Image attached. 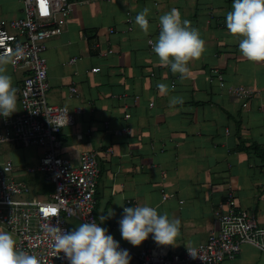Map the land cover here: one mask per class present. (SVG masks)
Here are the masks:
<instances>
[{
    "label": "crops",
    "instance_id": "0c3cea01",
    "mask_svg": "<svg viewBox=\"0 0 264 264\" xmlns=\"http://www.w3.org/2000/svg\"><path fill=\"white\" fill-rule=\"evenodd\" d=\"M69 1L71 11L61 33L45 42L47 96L51 105L82 108V134L77 137L74 126L64 127L61 153L73 166L79 164L81 153H97L95 216L101 223L111 209L114 212L101 227L121 249L138 252L143 244L133 247L121 237L120 205L147 203L159 214L180 220L175 247L169 246L179 253L204 242L217 228L213 211H227L230 195L238 208L251 211L264 226V62L245 60L238 39L229 34L226 15L233 0ZM146 7L148 36L134 23ZM173 8L198 29L206 47L201 60L189 64L190 75L183 80L159 64L147 43L158 37L159 17ZM21 16L22 0H0V20ZM127 17L132 20L130 29ZM74 57L77 61L70 64ZM216 71L227 86L242 85L256 92L245 108L212 80ZM7 74L14 85L24 76L22 68L13 71L10 65ZM159 83L169 86V95H161ZM70 85L76 86V96L69 94ZM171 96L183 97L184 103L170 108ZM126 125L130 133H112ZM4 146L0 163L10 160L16 177L42 197L52 193L51 184L40 176L20 171L38 161V148ZM162 194L168 196L164 201ZM79 224L69 220L68 230ZM222 264H263V257L256 247L243 244L234 260Z\"/></svg>",
    "mask_w": 264,
    "mask_h": 264
},
{
    "label": "built area",
    "instance_id": "2783aa9c",
    "mask_svg": "<svg viewBox=\"0 0 264 264\" xmlns=\"http://www.w3.org/2000/svg\"><path fill=\"white\" fill-rule=\"evenodd\" d=\"M71 5L69 0H22L21 17L0 20V42L7 43L12 49L19 46L24 51V57L10 65L13 71L22 68L24 76L19 85L13 84L17 111L8 118L0 116V152L7 144L38 148L41 151L38 161L23 166L20 171L28 176H40L53 188L52 193L42 197L27 181L16 177V169L10 160L0 163V227L15 235L19 248L47 259V264H69V261L63 253L55 256L45 225H59L68 230L67 222L71 219L80 223L95 220L100 224L94 212L100 175L97 153H81L77 166L61 153L64 127L74 126L77 137L82 134V108L75 106L69 110L51 105L45 97L49 88L45 42L61 33ZM126 24L130 29L132 20L129 17ZM150 40H147L149 46ZM4 50L0 48V52ZM76 61L74 57L69 63ZM91 71L96 72L97 68ZM214 73L212 80H216L219 88L240 99L243 108L256 94L246 86H227L223 75ZM68 92L76 96V86L70 85ZM129 116L124 114L125 119ZM103 126L109 130L108 123ZM112 133L128 134L130 127L126 125ZM167 198L162 194V201ZM228 204L225 212L214 209L217 228L207 234L204 242L177 253L169 246L157 245L150 235L138 252H129L131 264H222L225 260H234L243 244L260 250L264 264V226L256 222L251 211L238 208L231 195ZM193 249L196 258L189 254Z\"/></svg>",
    "mask_w": 264,
    "mask_h": 264
},
{
    "label": "clouds",
    "instance_id": "9594fccd",
    "mask_svg": "<svg viewBox=\"0 0 264 264\" xmlns=\"http://www.w3.org/2000/svg\"><path fill=\"white\" fill-rule=\"evenodd\" d=\"M149 13L150 9L144 8L134 21L145 36L151 28L147 19ZM226 27L229 34L238 39V50L245 60L253 64L264 62V0H233L232 10L226 15ZM149 44L159 64L170 68L173 74H179L181 80L190 75L189 64L201 60L206 51L198 29L191 27L189 20H182L175 8L159 17L158 37ZM0 48L5 49L0 52V116L8 118L17 111V96L7 69L24 57V51L19 46L12 49L4 42H0ZM157 87L161 95H169L167 84L159 83ZM183 103L181 96L169 99L170 108ZM120 206L123 213L118 223L123 240L138 247L151 234L157 245L175 247L180 235L179 219H170L167 213L159 214L156 207L147 203L135 207ZM113 215L111 209L102 217L101 223ZM100 224L86 220L72 230L47 224L45 231L55 256L63 253L69 264H130L129 252L121 249L119 242ZM194 251L188 252L196 258ZM0 264H47V259L22 250L10 232L0 229Z\"/></svg>",
    "mask_w": 264,
    "mask_h": 264
},
{
    "label": "rangeland",
    "instance_id": "374dc122",
    "mask_svg": "<svg viewBox=\"0 0 264 264\" xmlns=\"http://www.w3.org/2000/svg\"><path fill=\"white\" fill-rule=\"evenodd\" d=\"M45 97H46V100H47V102H48V96H47V92H46V94H45ZM5 146H3L2 148H1V152H2V150H3V148H4ZM23 150H21L20 152H22ZM29 165H32V164H30V163H28Z\"/></svg>",
    "mask_w": 264,
    "mask_h": 264
},
{
    "label": "trees",
    "instance_id": "16d2710c",
    "mask_svg": "<svg viewBox=\"0 0 264 264\" xmlns=\"http://www.w3.org/2000/svg\"><path fill=\"white\" fill-rule=\"evenodd\" d=\"M132 263V257H131V260H130V264Z\"/></svg>",
    "mask_w": 264,
    "mask_h": 264
},
{
    "label": "snow or ice",
    "instance_id": "6c2138e0",
    "mask_svg": "<svg viewBox=\"0 0 264 264\" xmlns=\"http://www.w3.org/2000/svg\"><path fill=\"white\" fill-rule=\"evenodd\" d=\"M45 14H46V12H45ZM47 213V212H46Z\"/></svg>",
    "mask_w": 264,
    "mask_h": 264
}]
</instances>
